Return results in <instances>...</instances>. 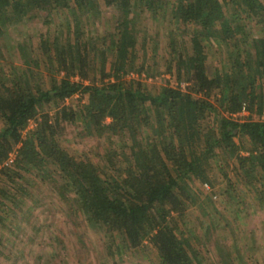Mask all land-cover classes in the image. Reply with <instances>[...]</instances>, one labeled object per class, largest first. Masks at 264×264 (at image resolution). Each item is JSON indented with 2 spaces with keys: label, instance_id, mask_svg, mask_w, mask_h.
I'll list each match as a JSON object with an SVG mask.
<instances>
[{
  "label": "trees",
  "instance_id": "16d2710c",
  "mask_svg": "<svg viewBox=\"0 0 264 264\" xmlns=\"http://www.w3.org/2000/svg\"><path fill=\"white\" fill-rule=\"evenodd\" d=\"M99 1L0 0V39L7 23L31 12L67 10L74 22L67 37L42 39L38 58L26 56L28 75L12 71L0 77V206L15 200L10 185L28 194L27 174L35 173L73 201L91 227L119 236L125 248L148 241L158 264H208L180 224H186L190 206L201 202V189L216 186L211 162L221 166L230 189L234 171L264 207V0H102L116 11L114 28L85 39L84 24L102 12ZM148 15L161 21L168 39L165 73L171 77L157 92L140 78H126L136 70L153 74L137 62ZM153 41L157 53L159 41ZM210 43L222 55L212 72ZM93 53L101 83L86 84ZM32 64L45 67L49 87ZM77 75L81 81L74 80ZM78 93L85 103L77 109L66 105ZM244 107L248 118L234 116ZM31 120L37 126L24 136ZM77 120L100 136H120L119 147L97 152L99 163L73 155L58 136L64 121ZM13 152L14 162L6 165ZM218 250L221 264H247L238 251L233 257L221 245Z\"/></svg>",
  "mask_w": 264,
  "mask_h": 264
},
{
  "label": "rangeland",
  "instance_id": "374dc122",
  "mask_svg": "<svg viewBox=\"0 0 264 264\" xmlns=\"http://www.w3.org/2000/svg\"><path fill=\"white\" fill-rule=\"evenodd\" d=\"M99 2L102 12L94 23L84 24V30L89 31V34L86 32L85 39L88 35L103 37L114 28L116 11L106 7L102 0ZM231 11H234L233 7ZM71 19L67 10L36 11L19 22L7 23L0 39V77H5L4 73L10 74L12 71L15 74L25 71L28 75L30 71L26 70V56L34 59L40 56L42 39L53 40L56 35L61 34L64 38L67 37L68 26L73 29L74 25ZM160 22L155 23L149 15L144 18V31L140 33L138 44L137 62L145 69L153 68L150 70L153 74L147 76V71L136 70L126 76L128 79L140 78L153 92H157L165 84V79L171 77L165 73L169 56L168 39L166 28ZM144 37L146 42H143ZM153 39L159 41L157 53H154ZM99 44L101 47L105 45L102 39ZM188 48L190 49L189 42ZM217 50V45L213 43L207 47L210 72L222 63V55ZM91 59L88 77L83 81L86 84L101 83L100 60L94 53ZM30 67L38 78L42 77L44 85L49 87L50 74H47L45 67L37 69L34 64ZM110 69L109 62L107 71ZM74 80L81 81L82 78L77 75ZM172 84L177 85V82L172 79ZM180 86L188 89L189 84L182 82ZM85 101L81 93H78L67 99L66 105L77 109ZM50 109L51 115L58 112V107ZM234 116L246 119L249 112ZM110 122L111 119H106V123ZM36 126L37 121L31 120L24 136ZM88 130L92 132L89 133ZM58 138L63 147L73 155H86L98 163L102 161L97 152H103L108 147H119L122 139L109 132L100 136L95 133L94 127L87 129L81 120L64 121ZM125 138L127 145H130L131 140ZM126 149L129 151V148ZM211 166V176L216 186L209 190L207 186L202 188L198 181L195 182L196 188H202L203 197L201 202L190 206L186 224L181 223V227L194 247L202 252L208 264H221L222 256L218 245L225 247V252L231 250L233 257H236L238 251L247 264H264V207L234 171L230 173L235 187L230 189L221 166L215 161L211 162ZM232 166L230 165V169ZM27 177L25 184L28 186V194L17 193V188L10 185L11 190L16 192L15 200H6L5 205L0 206V264H158L157 250L148 241L141 248H125L119 236L112 238L104 229L91 227L82 212L75 209L76 204L62 197L51 182H43L35 173H28ZM211 191L215 194L213 198L210 197ZM190 230L194 231L196 237Z\"/></svg>",
  "mask_w": 264,
  "mask_h": 264
},
{
  "label": "built area",
  "instance_id": "2783aa9c",
  "mask_svg": "<svg viewBox=\"0 0 264 264\" xmlns=\"http://www.w3.org/2000/svg\"><path fill=\"white\" fill-rule=\"evenodd\" d=\"M246 112H248L247 111V109L244 107L243 108V110L239 113V114H245ZM15 158H16V153L15 152H13V153H11L10 154V157H9V159H8V161L5 163L6 165H8V164H10V163H13L14 162V160H15ZM1 166V165H0Z\"/></svg>",
  "mask_w": 264,
  "mask_h": 264
}]
</instances>
